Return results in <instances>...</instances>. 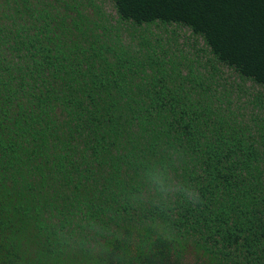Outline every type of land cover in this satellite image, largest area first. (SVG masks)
Segmentation results:
<instances>
[{
    "label": "trees",
    "instance_id": "obj_1",
    "mask_svg": "<svg viewBox=\"0 0 264 264\" xmlns=\"http://www.w3.org/2000/svg\"><path fill=\"white\" fill-rule=\"evenodd\" d=\"M85 1L0 0V264H264V0Z\"/></svg>",
    "mask_w": 264,
    "mask_h": 264
},
{
    "label": "clouds",
    "instance_id": "obj_2",
    "mask_svg": "<svg viewBox=\"0 0 264 264\" xmlns=\"http://www.w3.org/2000/svg\"><path fill=\"white\" fill-rule=\"evenodd\" d=\"M177 153L169 151L167 159L172 161L177 158ZM145 187L138 192L128 194L129 202L136 207H153L161 213L171 215V209L177 200L196 207L203 204L199 189L189 183L176 179L168 167L162 164H153L143 171ZM150 227L157 236L168 238L170 226L160 220L150 221ZM67 239V237H64Z\"/></svg>",
    "mask_w": 264,
    "mask_h": 264
},
{
    "label": "rangeland",
    "instance_id": "obj_3",
    "mask_svg": "<svg viewBox=\"0 0 264 264\" xmlns=\"http://www.w3.org/2000/svg\"><path fill=\"white\" fill-rule=\"evenodd\" d=\"M66 1H70L71 3H75L76 4V1H79V2H83L82 4H81V6L80 7H82L83 8V6L84 5H86L87 4V2L85 1V0H66ZM47 3H52V4H54V5H59L57 2H56V0H30V6L32 7V8H35L36 6H42L43 4H47ZM60 3H62L61 4V8H60V12L61 13H63V12H65V4H64V2H60ZM103 10H104V13L106 14V15H109V14H112V11H111V9L109 8V6H105V7H103ZM91 12H93V9L91 8ZM72 13V12H71ZM182 35V34H181ZM184 38L183 37H181L180 39H179V42H178V44H183L184 43ZM189 42V41H188ZM162 44L165 46V48H167L168 49V46L169 45H171L172 46V44H171V42H170V44H168V39H167V37H163V41H162ZM192 44H193V41L192 40H190V47H187V46H181L180 47V50H183L184 51V53L188 56V57H194V49H193V47H192ZM178 55H179V53H178ZM14 58V57H13ZM12 63H14V62H12Z\"/></svg>",
    "mask_w": 264,
    "mask_h": 264
}]
</instances>
